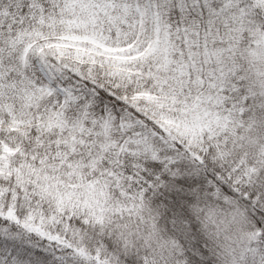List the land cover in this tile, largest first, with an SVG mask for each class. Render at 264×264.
<instances>
[{"label":"snow or ice","instance_id":"6c2138e0","mask_svg":"<svg viewBox=\"0 0 264 264\" xmlns=\"http://www.w3.org/2000/svg\"><path fill=\"white\" fill-rule=\"evenodd\" d=\"M0 264H264V0H0Z\"/></svg>","mask_w":264,"mask_h":264}]
</instances>
